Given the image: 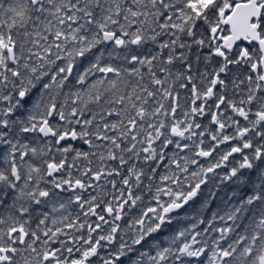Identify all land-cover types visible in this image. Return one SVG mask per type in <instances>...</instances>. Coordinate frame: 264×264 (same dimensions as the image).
<instances>
[{
	"label": "snow or ice",
	"instance_id": "snow-or-ice-1",
	"mask_svg": "<svg viewBox=\"0 0 264 264\" xmlns=\"http://www.w3.org/2000/svg\"><path fill=\"white\" fill-rule=\"evenodd\" d=\"M0 264H264V0H0Z\"/></svg>",
	"mask_w": 264,
	"mask_h": 264
}]
</instances>
